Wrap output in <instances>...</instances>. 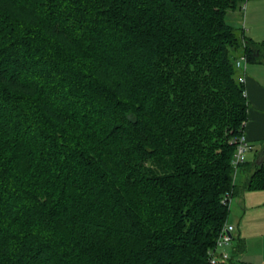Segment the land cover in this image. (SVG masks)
Returning a JSON list of instances; mask_svg holds the SVG:
<instances>
[{"label": "trees", "instance_id": "trees-1", "mask_svg": "<svg viewBox=\"0 0 264 264\" xmlns=\"http://www.w3.org/2000/svg\"><path fill=\"white\" fill-rule=\"evenodd\" d=\"M246 1L0 0V264H209L238 171L264 189Z\"/></svg>", "mask_w": 264, "mask_h": 264}, {"label": "crops", "instance_id": "crops-1", "mask_svg": "<svg viewBox=\"0 0 264 264\" xmlns=\"http://www.w3.org/2000/svg\"><path fill=\"white\" fill-rule=\"evenodd\" d=\"M245 34L256 42H264V23L258 19L264 16V0H247L244 6ZM261 61H245L241 69L244 76L245 95L248 101L247 120L244 135L251 146L245 160H255L256 153L264 141V57ZM240 192L237 195L238 216L229 251L233 253L234 264H264V189H245L246 174L239 170ZM237 181V180H236Z\"/></svg>", "mask_w": 264, "mask_h": 264}, {"label": "built area", "instance_id": "built-area-1", "mask_svg": "<svg viewBox=\"0 0 264 264\" xmlns=\"http://www.w3.org/2000/svg\"><path fill=\"white\" fill-rule=\"evenodd\" d=\"M246 58L245 56H241L238 60L235 61V66L241 71L244 68ZM240 81L244 82V76L241 71ZM236 142V150L234 153L233 165L237 166L239 163H242L245 160V155L248 150L251 149L250 144L248 143L244 133H242L235 140ZM230 195H225L222 202L224 204L230 205ZM235 230V226L225 222L222 228L220 229L216 240L215 245L212 249L208 250V263L209 264H217L219 260H225L229 258L228 247L231 244L233 239V231Z\"/></svg>", "mask_w": 264, "mask_h": 264}, {"label": "rangeland", "instance_id": "rangeland-1", "mask_svg": "<svg viewBox=\"0 0 264 264\" xmlns=\"http://www.w3.org/2000/svg\"><path fill=\"white\" fill-rule=\"evenodd\" d=\"M244 10H245V8L243 9V12H244ZM244 13H241L240 14V16H241V24L243 25V29H244V32H245V25H244V21H243V18H244V15H243ZM232 23V22H231ZM258 23L260 24V26H262L263 25V23H264V16H262V18H260V19H258ZM234 26H236L237 28L239 27L240 29H241V25L238 23V22H236V21H233V23H232ZM259 31L260 32H263L264 30L262 29V28H260L259 29ZM154 167L156 166V165H153ZM164 166V165H163ZM237 181H236V183H237V185L239 186L240 185V181H239V176L237 177V179H236ZM237 201H238V196H234V197H232V199H231V201H230V207H229V209H230V211H229V215H228V218H227V223H230V224H232V225H235L236 223V219L235 218H237V216H238V213H239V211H238V206L236 205L237 204Z\"/></svg>", "mask_w": 264, "mask_h": 264}]
</instances>
